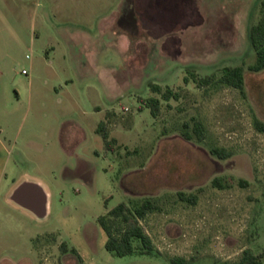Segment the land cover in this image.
<instances>
[{
  "label": "rangeland",
  "instance_id": "rangeland-1",
  "mask_svg": "<svg viewBox=\"0 0 264 264\" xmlns=\"http://www.w3.org/2000/svg\"><path fill=\"white\" fill-rule=\"evenodd\" d=\"M258 2L190 0L169 33L179 43L161 54L143 21L120 22L135 0H0V139L12 154L0 185V264H78V256L86 264H171L173 256L235 264L247 247L264 260V132L253 126L254 116L264 122V70L246 68ZM127 41L137 45L125 53ZM96 51L98 63L84 67ZM242 62L245 98L183 80L188 67L205 74ZM149 82L179 93L161 101L156 117L140 102L159 97ZM191 117L206 126L201 144L180 133ZM100 122L114 151L97 132ZM33 140L42 149L28 145ZM211 145L232 155L217 159ZM24 172L45 180L43 218L5 198ZM215 176L231 186H212ZM178 191L196 192L197 202L177 200ZM145 196L162 204L138 221L156 252H108L98 216Z\"/></svg>",
  "mask_w": 264,
  "mask_h": 264
},
{
  "label": "trees",
  "instance_id": "trees-1",
  "mask_svg": "<svg viewBox=\"0 0 264 264\" xmlns=\"http://www.w3.org/2000/svg\"><path fill=\"white\" fill-rule=\"evenodd\" d=\"M246 39L248 47L253 51L254 61L247 65V69L252 72H260L264 70V0H259L252 21L247 29ZM189 76H184L185 83L193 81L197 88H219L222 86L232 87L239 91L243 98L246 97L245 78H244V62L236 65H222L211 69L208 73L200 74L194 68L188 67ZM149 88L153 94L157 96H149L142 98L141 104L147 107L150 114L156 117L160 110L161 101H167L170 98L176 99L179 95L177 91L166 87L162 88L156 83L149 82ZM140 109L142 107H139ZM97 132L101 133L106 149L114 151L112 139L107 138V134L102 132L105 128L104 122L98 124ZM253 126L256 130L264 132V122L253 117ZM181 135L196 144L204 142L206 137V126L200 119L191 117L181 125ZM208 152L217 159L224 160L232 155V151L226 147L211 145L208 146ZM211 184L219 189L231 186L222 176H215L211 180ZM239 186H246L247 181L238 179ZM177 200L190 204H195L198 199L196 192H176ZM162 204L153 197L145 196L142 199L126 198L117 203L114 207L107 209L104 215L97 218V222L106 235L105 249L119 257L139 253L152 254L156 250L152 241L146 234L139 220L143 219L149 212L161 211ZM62 248V245L60 246ZM74 252V250H72ZM171 264H190L188 260L182 256L170 257ZM78 264H86L81 257L78 256ZM235 264H264L263 255L254 253L251 248H244L241 256Z\"/></svg>",
  "mask_w": 264,
  "mask_h": 264
},
{
  "label": "crops",
  "instance_id": "crops-1",
  "mask_svg": "<svg viewBox=\"0 0 264 264\" xmlns=\"http://www.w3.org/2000/svg\"><path fill=\"white\" fill-rule=\"evenodd\" d=\"M190 0H135L136 9L133 10L129 8L128 15L122 17L120 20L121 24L127 28H131L134 26L135 21L140 24V21L144 23V29H148V32L151 36V39H155L159 41V50L161 51V54L166 53V49L170 46L177 45L179 43V38L175 35L169 34L170 32H177L179 29L178 26L182 24L183 19L188 14L186 7L188 6ZM192 7V6H191ZM134 11V12H133ZM136 13L138 14L139 18L137 19ZM190 14L194 17L195 15V9L192 7L190 10ZM115 22V19H114ZM113 25V23H112ZM147 25V26H146ZM167 41V46L163 47L164 42ZM109 42V41H108ZM109 44V43H108ZM112 47L113 43L111 41ZM110 45V44H109ZM124 48L123 51L126 53L130 47H135L133 45V42L128 41L123 44ZM126 45V47H125ZM162 47V48H161ZM176 47V46H175ZM174 48V47H173ZM165 50V52H164ZM159 51V53H160ZM177 49L174 48V51L176 52ZM101 51L92 53L91 57H88V59H85L82 64L84 67H87V62H92L94 64L98 63L99 55ZM86 65V66H85ZM30 143H36V146L40 149H42L43 144L40 142L29 141L28 145ZM13 148V147H11ZM12 154L9 149H7V145L5 143V140L0 139V159L2 160L0 165V185L3 181L6 180L7 174L6 169L8 167V164L10 162ZM15 160V159H14ZM16 161V160H15ZM22 180H32L37 182L42 186L44 191L47 195V204H46V214L49 211V191L46 187L45 180H43L40 177L28 174L26 172L22 173L17 177L16 179L12 180V183L8 185L7 193L5 195V198L8 200V195L11 192V190ZM118 187L120 188V181L118 183ZM46 216V215H45ZM44 216V217H45Z\"/></svg>",
  "mask_w": 264,
  "mask_h": 264
},
{
  "label": "water",
  "instance_id": "water-1",
  "mask_svg": "<svg viewBox=\"0 0 264 264\" xmlns=\"http://www.w3.org/2000/svg\"><path fill=\"white\" fill-rule=\"evenodd\" d=\"M8 200L30 211L38 218L46 215L47 195L42 186L35 181H20L9 193Z\"/></svg>",
  "mask_w": 264,
  "mask_h": 264
},
{
  "label": "built area",
  "instance_id": "built-area-1",
  "mask_svg": "<svg viewBox=\"0 0 264 264\" xmlns=\"http://www.w3.org/2000/svg\"><path fill=\"white\" fill-rule=\"evenodd\" d=\"M22 72L26 73L25 70H22ZM127 107H124V111H127Z\"/></svg>",
  "mask_w": 264,
  "mask_h": 264
}]
</instances>
